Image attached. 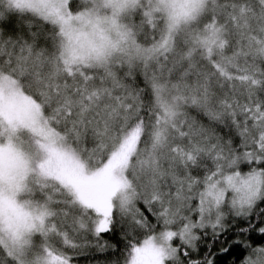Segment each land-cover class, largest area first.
<instances>
[{
  "label": "snow or ice",
  "instance_id": "6c2138e0",
  "mask_svg": "<svg viewBox=\"0 0 264 264\" xmlns=\"http://www.w3.org/2000/svg\"><path fill=\"white\" fill-rule=\"evenodd\" d=\"M81 257L264 264V0H0V264Z\"/></svg>",
  "mask_w": 264,
  "mask_h": 264
},
{
  "label": "trees",
  "instance_id": "16d2710c",
  "mask_svg": "<svg viewBox=\"0 0 264 264\" xmlns=\"http://www.w3.org/2000/svg\"><path fill=\"white\" fill-rule=\"evenodd\" d=\"M106 239H110V237H105ZM90 258H84V257H81L80 259H79V264H88V260H89Z\"/></svg>",
  "mask_w": 264,
  "mask_h": 264
}]
</instances>
